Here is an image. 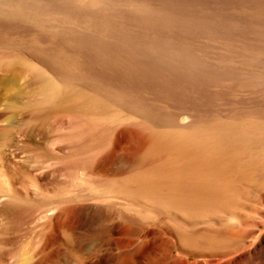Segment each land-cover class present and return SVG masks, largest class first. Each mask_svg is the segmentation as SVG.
<instances>
[{
    "label": "rangeland",
    "instance_id": "374dc122",
    "mask_svg": "<svg viewBox=\"0 0 264 264\" xmlns=\"http://www.w3.org/2000/svg\"><path fill=\"white\" fill-rule=\"evenodd\" d=\"M128 1L102 0L97 10L82 0H0V264H75L110 251L103 220L70 227V212L91 197L166 218L186 244L204 240L209 225L249 230L264 209V160L248 157L264 137L237 127L250 115L264 132V103L241 99L252 90L264 99V0H206L204 14L200 0ZM216 121L243 170L227 182L233 198L221 210L196 211L210 186L207 139L194 132ZM154 167L188 178L186 200L172 206L136 188L133 174Z\"/></svg>",
    "mask_w": 264,
    "mask_h": 264
},
{
    "label": "bare ground",
    "instance_id": "6f19581e",
    "mask_svg": "<svg viewBox=\"0 0 264 264\" xmlns=\"http://www.w3.org/2000/svg\"><path fill=\"white\" fill-rule=\"evenodd\" d=\"M63 1V0H62ZM66 1V0H65ZM70 1V0H69ZM74 1V0H73ZM84 3L88 4L91 7H97L102 0H82ZM107 1V0H106ZM118 1V0H117ZM120 1V0H119ZM123 1V0H122ZM130 1V0H129ZM129 1L127 2L129 4ZM140 1V0H138ZM143 1V0H142ZM151 6H157L159 0H146ZM144 1V2H146ZM164 2V0H161ZM189 1V0H187ZM198 1V0H197ZM202 1V5L199 4V13H205L207 11V7L204 4L206 0ZM210 1V0H209ZM247 1V0H246ZM258 1V0H257ZM256 1V2H257ZM61 2V1H60ZM80 2V1H78ZM116 2V1H115ZM143 2V3H144ZM174 2V1H173ZM227 2V1H226ZM250 2V1H249ZM76 3V2H75ZM121 3V2H120ZM133 3V1H132ZM136 3V1H135ZM142 3V4H143ZM178 3V2H177ZM238 3V2H237ZM85 4V5H86ZM104 4V3H103ZM102 4V5H103ZM122 4V3H121ZM126 4V3H124ZM141 4V5H142ZM160 4V1H159ZM208 4V3H206ZM249 4V3H248ZM254 4V3H253ZM106 5V4H105ZM140 5V4H139ZM138 5V6H139ZM148 5V4H147ZM146 5V6H147ZM218 5V4H217ZM229 5V4H228ZM259 5V4H257ZM80 6V5H79ZM123 5H121L122 7ZM133 6V5H131ZM130 6V7H131ZM136 6V4H135ZM137 6V7H138ZM143 6V5H142ZM142 6H140L142 8ZM145 6V7H146ZM150 6V7H151ZM162 6V4H161ZM177 6V5H176ZM211 6V4H210ZM214 6V5H213ZM256 6V5H255ZM81 7V6H80ZM88 7V6H87ZM90 7V8H91ZM118 8V5L116 6ZM120 7V8H121ZM160 7V6H158ZM157 7V8H158ZM168 7V6H167ZM171 7V6H170ZM69 8V7H68ZM89 8V9H90ZM124 8V6L122 7ZM126 8V6H125ZM129 8V6H128ZM127 8V9H128ZM148 8V7H147ZM154 8V7H153ZM156 8V9H157ZM98 10V7L95 8ZM107 9V8H106ZM109 9V7H108ZM144 9V8H143ZM155 9V10H156ZM160 9V8H158ZM163 9V6H162ZM94 10V9H93ZM129 10V9H128ZM131 10V8H130ZM137 10V9H136ZM139 10V9H138ZM145 10L149 11V8ZM151 10V9H150ZM196 11V10H195ZM156 13V11H155ZM209 13V12H208ZM154 14V13H153ZM216 14V13H215ZM219 14V13H218ZM223 14V12H222ZM238 14V13H237ZM230 16V15H229ZM210 17V16H209ZM235 17V16H234ZM225 18V17H224ZM228 20V19H227ZM63 21V20H62ZM73 21V20H72ZM252 21V20H251ZM258 21V20H257ZM74 22V21H73ZM231 22V20H230ZM261 22V21H260ZM232 23V22H231ZM263 23V22H261ZM234 25V24H233ZM146 27V26H145ZM238 27V26H237ZM121 28V27H120ZM250 28V27H249ZM252 29V28H251ZM146 34V33H145ZM129 36V35H128ZM263 36V35H262ZM256 37V36H254ZM261 39V38H260ZM120 46V45H119ZM133 49V47H132ZM246 49V48H245ZM252 50V49H251ZM227 54V53H226ZM219 61V60H218ZM216 63V62H215ZM252 63V62H251ZM250 63V64H251ZM255 64V62H253ZM262 63V62H261ZM264 63V62H263ZM260 64V62H259ZM258 64V65H259ZM220 65V64H219ZM249 66V65H248ZM252 66V65H251ZM262 66V65H261ZM260 66V68H261ZM256 67V66H255ZM241 68V67H240ZM244 68V67H243ZM252 68V67H251ZM257 68V67H256ZM50 69V68H49ZM254 69V66H253ZM259 69V67H258ZM62 70V69H61ZM243 70V69H242ZM245 70V69H244ZM250 69L246 68L245 73ZM253 74L255 71H252ZM251 72V73H252ZM255 75H252L253 77ZM259 75V74H258ZM263 75V74H262ZM249 76V75H248ZM251 76V75H250ZM260 76V75H259ZM255 77L256 79L259 77ZM262 77V76H261ZM255 79V81H256ZM260 79V77H259ZM262 79V78H261ZM254 80V79H253ZM163 81V80H161ZM260 81V80H259ZM255 83V82H254ZM231 84V82H230ZM226 87V86H225ZM257 87V86H256ZM46 88V87H45ZM251 88V87H250ZM253 88V87H252ZM251 88V89H252ZM255 88V87H254ZM253 88V89H254ZM210 89V88H209ZM214 89V88H213ZM211 90V89H210ZM227 90V89H226ZM244 90V89H243ZM247 90V89H246ZM250 90V89H249ZM214 91V90H213ZM212 91V92H213ZM257 91V89H256ZM81 92V91H80ZM238 93V92H237ZM242 93V92H241ZM259 93V92H258ZM262 93V92H261ZM204 94V93H203ZM225 94V93H223ZM36 95V94H35ZM83 95V94H82ZM228 95V94H227ZM235 95V94H234ZM110 96V95H109ZM241 99L256 102V103H264L263 96L260 94H256L251 91L244 93ZM236 98V97H235ZM238 98V100H241ZM246 101V102H247ZM239 102V101H238ZM103 103V102H102ZM243 103V102H242ZM245 104V103H244ZM247 104V103H246ZM148 105V104H147ZM59 107V106H57ZM155 107V106H154ZM54 108V107H53ZM71 109V108H70ZM250 109V108H249ZM229 110V109H228ZM244 110V109H243ZM97 111V110H96ZM162 111V110H161ZM193 111V110H192ZM217 111V110H216ZM81 112V111H80ZM242 112V111H241ZM62 113V112H61ZM88 113V112H87ZM188 113V112H186ZM243 113V112H242ZM248 113H251L248 112ZM253 115V113H251ZM255 114V113H254ZM93 115V113H92ZM103 115V114H102ZM94 117V116H93ZM187 117V115H186ZM253 117V116H252ZM255 117V116H254ZM190 118V116H189ZM210 118V117H209ZM121 119V118H120ZM187 118H185L186 120ZM239 119V118H238ZM237 119V120H238ZM184 120V121H185ZM240 120V119H239ZM256 121V119H254ZM58 121V120H57ZM213 121V120H212ZM210 121V122H212ZM237 122V121H236ZM219 123V122H218ZM229 123V122H228ZM216 123L209 125L207 130L196 129L195 133H199L201 136L204 134V141L207 139V149L206 154L209 156L207 161V170L209 169V177H207L210 192L208 194L209 202L207 204L194 206V210L196 211H210L217 212L221 210L219 207V201L228 200L230 201L233 198L231 193L229 184L233 183L232 179H236V175L239 173V166L237 165V152L232 148H228L225 144V147L222 146L223 140L226 139V134L229 132V128L220 129ZM85 125V124H84ZM230 125V123H229ZM236 125V124H234ZM233 125V126H234ZM252 118L249 116H243L241 118V122L237 127L239 128L238 133L247 137L249 140H254V137H264L263 129L254 126ZM262 125V124H261ZM98 126V125H97ZM228 126V125H227ZM231 126L230 128H235ZM105 127V126H104ZM186 127V126H185ZM204 129V126H202ZM236 127V129H237ZM82 128V126H81ZM93 128V127H92ZM153 128V127H152ZM263 128V127H262ZM99 129V128H98ZM101 129V128H100ZM108 129V128H107ZM146 129V128H145ZM156 129V128H155ZM75 130V129H74ZM77 130V129H76ZM233 130V129H232ZM160 131V130H159ZM234 131V130H233ZM232 131V132H233ZM231 132V134H232ZM235 134V132H233ZM237 133V132H236ZM89 134V133H88ZM100 133L98 134V136ZM121 136V135H120ZM125 136V135H124ZM133 136V135H132ZM123 137V136H122ZM136 137V136H135ZM230 137V136H229ZM242 137V136H241ZM96 138V137H95ZM228 138V137H227ZM246 138V140H247ZM229 139V138H228ZM262 139V138H260ZM122 140V139H120ZM230 140V139H229ZM258 140V139H257ZM235 141V140H234ZM260 141V140H259ZM104 142V141H103ZM145 142V141H144ZM241 142V141H239ZM251 142V141H250ZM259 145L256 144L251 148L250 153H248V157L257 155V157H262L264 160V140L261 141ZM150 143V142H149ZM228 143V142H227ZM249 143V142H248ZM179 144V143H178ZM242 144V142H241ZM244 144V143H243ZM255 144V143H254ZM189 145V143L187 144ZM234 145V144H233ZM144 146V145H143ZM160 146V145H158ZM157 146V147H158ZM175 146V145H174ZM192 146V144H191ZM205 146V147H206ZM244 146V145H243ZM246 146V147H247ZM155 147V146H153ZM172 147V146H171ZM176 147V146H175ZM247 147V148H248ZM151 147H149L150 149ZM177 148V147H176ZM148 149V148H147ZM159 149V148H158ZM167 149V148H166ZM241 149V148H240ZM141 150V149H140ZM171 150V149H170ZM248 150V149H247ZM246 150V151H247ZM143 151V150H142ZM152 151V150H151ZM169 151V150H168ZM238 151V150H237ZM245 151V155H246ZM249 151V150H248ZM111 152V151H110ZM149 152V151H148ZM197 152V151H196ZM96 153V152H95ZM151 153V152H150ZM167 153V152H166ZM243 154V153H242ZM136 155V154H135ZM167 155V154H166ZM164 153V156H166ZM173 155V154H172ZM110 156V155H109ZM179 156V155H178ZM203 155L199 156L202 157ZM247 156V155H246ZM133 157V156H131ZM137 157V156H136ZM154 157V156H153ZM204 157V156H203ZM203 157L201 159H203ZM249 157V158H250ZM103 158V157H102ZM173 158V156H172ZM171 158V159H172ZM185 158V157H184ZM193 157L190 158V160ZM139 159V158H138ZM148 159V158H147ZM164 159V158H163ZM261 159V158H260ZM259 159V160H260ZM261 159V160H262ZM166 160V159H165ZM181 160V158H180ZM189 160V159H188ZM200 160V158H199ZM260 160V162H261ZM110 161V160H109ZM112 161V160H111ZM179 161V160H178ZM194 161V160H193ZM255 160H253L254 162ZM108 162V161H106ZM131 162V161H130ZM153 162V161H152ZM162 162V160H161ZM164 162V161H163ZM168 162V161H167ZM189 162V161H188ZM199 162V161H198ZM203 162V161H202ZM258 162V161H257ZM256 162V163H257ZM105 163V162H104ZM138 163V162H136ZM148 163V161H147ZM155 163V162H154ZM159 163V162H158ZM166 163V162H164ZM161 163V164H164ZM175 163V162H174ZM152 164V163H151ZM150 164V166H151ZM170 164V163H169ZM173 164V163H172ZM176 164V163H175ZM188 164V163H187ZM190 164V163H189ZM188 164V165H189ZM200 164V163H199ZM251 164V162H250ZM264 164V163H263ZM103 165V164H102ZM109 165V164H108ZM104 164L103 166H108ZM138 165V164H137ZM141 165V164H140ZM187 165V166H188ZM254 165V163H253ZM259 165V164H258ZM262 165V164H261ZM139 166V165H138ZM148 166V165H147ZM153 166V165H152ZM175 166V165H173ZM200 166V165H199ZM202 166V164H201ZM205 166V165H203ZM206 166V167H207ZM249 166V165H248ZM257 166V165H256ZM160 165L158 168H161ZM167 167V166H166ZM183 167V165H182ZM186 167V166H184ZM183 167V168H184ZM196 167V166H195ZM198 167V166H197ZM230 167H233V169ZM252 167V166H251ZM250 167V168H251ZM258 167V166H257ZM261 167V166H260ZM143 168V167H142ZM142 168H137L135 173H140ZM190 168V167H189ZM199 168V167H198ZM255 167H253L254 169ZM145 169V168H143ZM150 169V168H149ZM153 174H145V176H135L134 185L136 188L144 189V193L148 196H151L157 202H165L173 206L175 202L178 200H186L184 194L185 189L187 188L188 183H186V178L180 177L179 174L169 175L164 170L158 169L154 167ZM175 169V168H174ZM192 169V168H191ZM190 169V170H191ZM201 169V167H200ZM228 169V170H227ZM229 169L232 173L231 176L228 175ZM243 170V168H241ZM240 169V170H241ZM262 169H264L262 167ZM179 170V168H178ZM177 170V171H178ZM198 170V169H197ZM248 170H250L248 168ZM252 170V169H251ZM129 171V170H128ZM137 171V172H136ZM146 171V170H145ZM176 171V170H175ZM195 171V170H193ZM108 172V171H107ZM192 172V171H191ZM197 171H195L196 174ZM206 170H199L197 172V176L201 177L205 174ZM243 172V171H242ZM253 172V171H252ZM143 173V172H142ZM208 173V172H206ZM171 174V173H170ZM174 174V173H173ZM193 174V173H192ZM193 174V175H195ZM201 175V176H200ZM102 176V175H101ZM132 176V175H131ZM183 176V174H182ZM111 177V176H110ZM188 177V176H187ZM196 177V178H199ZM203 177V176H202ZM206 177V176H205ZM240 177V176H238ZM259 177V176H258ZM264 177V176H261ZM103 178V177H102ZM243 178V177H241ZM249 178V177H248ZM107 179V178H106ZM105 179V180H106ZM189 179L192 182L193 176L190 175ZM206 179V178H204ZM231 179V182L229 181ZM238 179V178H237ZM236 179V180H237ZM256 179V178H255ZM99 180V179H98ZM239 180V179H238ZM244 180V179H243ZM259 180V179H258ZM104 181V180H103ZM107 181V180H106ZM113 181V180H112ZM199 181V180H198ZM230 182L229 184L227 182ZM234 181V180H233ZM240 181V180H239ZM253 181V180H252ZM264 181V179H263ZM187 182H189L187 180ZM195 182V181H194ZM201 182V181H200ZM199 182V183H200ZM246 182V180H245ZM244 182V184H245ZM121 183V182H120ZM203 183V182H202ZM235 184V183H234ZM195 185V183H193ZM238 185V184H237ZM241 185V184H240ZM235 186V185H234ZM135 188V186H133ZM239 187V186H238ZM258 188L260 192H264V186H259ZM189 188V187H188ZM234 188V187H233ZM191 189V188H190ZM238 189V188H236ZM246 189V188H245ZM257 189V188H256ZM137 190V189H136ZM234 190V189H233ZM229 191V192H228ZM189 192V191H188ZM206 192V191H205ZM257 192V191H256ZM259 192V194H260ZM251 193V192H250ZM254 193V192H253ZM258 193V192H257ZM181 194V195H179ZM252 195V194H251ZM255 195V194H254ZM253 195V196H254ZM263 195V194H262ZM143 196V195H142ZM258 196V195H256ZM91 197V196H90ZM123 197V196H122ZM199 197V196H197ZM251 197V196H250ZM260 197V196H258ZM257 197V201H258ZM105 198V197H104ZM228 198V199H227ZM239 198V197H238ZM107 199V198H106ZM109 199V198H108ZM195 200V198H193ZM115 200V199H110ZM119 200V199H118ZM199 200V199H198ZM116 201V200H115ZM207 201V200H206ZM126 202V201H125ZM234 202V201H233ZM254 202V201H253ZM112 203V202H111ZM111 203H108L104 199H99V197H91L87 199L82 205H78L74 208L72 212H70V216L72 219V223L70 227L76 229L82 227L86 223H93L97 220H103L106 223V227L110 230L112 234V242L110 251H102L101 254L88 255L85 257V261L83 258L73 257L75 264H264V209H261L260 206L256 207L253 211V215L251 216L253 219L252 227L249 230H244L234 225L232 227H217L215 225L208 226L205 228V239L197 240L192 243H184L182 234L179 232V228H176L169 222H166V218H152L147 215H142L137 212H132L130 210H120L117 206H112ZM116 203V202H115ZM257 203V202H256ZM203 204V203H202ZM252 204V203H251ZM249 204V205H251ZM240 205V204H239ZM224 206V205H223ZM184 207V206H183ZM187 207V206H186ZM160 207V212H164ZM154 209V208H153ZM172 209V208H171ZM188 209V208H187ZM166 210V209H165ZM223 212L226 215H230L232 213V207L226 206L223 209ZM154 211V210H153ZM157 211V210H156ZM155 211V212H156ZM248 211V210H247ZM198 213V212H197ZM158 214V213H157ZM166 214V213H165ZM251 214V213H250ZM161 216V214H160ZM169 216V215H168ZM167 216V218H169ZM171 216V214H170ZM61 217V215H59ZM57 217V218H59ZM165 217V215H164ZM221 218V217H220ZM226 219V218H225ZM58 225L65 226L67 225L65 219H58ZM211 220V219H210ZM57 222V221H56ZM174 223V221H173ZM194 223V222H193ZM233 223V222H232ZM192 224V223H191ZM93 225V224H92ZM241 225V224H240ZM187 226V225H186ZM86 227V226H85ZM83 228V227H82ZM240 228V229H239ZM53 229V228H52ZM182 229V228H181ZM186 229V228H185ZM190 230V229H189ZM188 230V231H189ZM187 231V230H185ZM202 231V232H204ZM194 232V231H193ZM189 233V232H187ZM204 234V233H203ZM202 234V235H203ZM53 237V236H52ZM55 237V236H54ZM51 238V237H50ZM190 239V238H189ZM195 239V238H194ZM220 239H224L223 242ZM181 244V248L179 251L175 248V246ZM91 245V244H90ZM179 247V246H178ZM53 256V255H52ZM52 258V257H51ZM55 259L56 256H55ZM52 260H54L52 258ZM50 261V260H49ZM52 261H50L51 263ZM54 262V261H53ZM52 262V263H53ZM49 263V264H50ZM61 262H59L60 264ZM55 264V262H54ZM58 264V262L56 263Z\"/></svg>",
    "mask_w": 264,
    "mask_h": 264
}]
</instances>
